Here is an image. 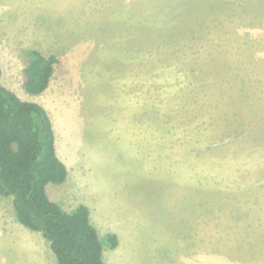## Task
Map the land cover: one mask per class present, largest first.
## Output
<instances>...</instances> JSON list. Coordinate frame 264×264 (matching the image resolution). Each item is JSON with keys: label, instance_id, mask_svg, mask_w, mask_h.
I'll use <instances>...</instances> for the list:
<instances>
[{"label": "rangeland", "instance_id": "374dc122", "mask_svg": "<svg viewBox=\"0 0 264 264\" xmlns=\"http://www.w3.org/2000/svg\"><path fill=\"white\" fill-rule=\"evenodd\" d=\"M28 49L58 58L39 95ZM0 68L52 119L50 200L130 242L106 264H264V0H0Z\"/></svg>", "mask_w": 264, "mask_h": 264}, {"label": "trees", "instance_id": "16d2710c", "mask_svg": "<svg viewBox=\"0 0 264 264\" xmlns=\"http://www.w3.org/2000/svg\"><path fill=\"white\" fill-rule=\"evenodd\" d=\"M23 86L45 92L58 58L23 52ZM0 68V79H1ZM68 168L57 153L53 122L40 104L22 101L0 82V195L12 196L17 221L50 242L58 264H106L104 248L115 249L118 236L100 237L87 205L66 211L50 200L47 187L67 181Z\"/></svg>", "mask_w": 264, "mask_h": 264}, {"label": "crops", "instance_id": "0c3cea01", "mask_svg": "<svg viewBox=\"0 0 264 264\" xmlns=\"http://www.w3.org/2000/svg\"><path fill=\"white\" fill-rule=\"evenodd\" d=\"M3 229V234H0V247L4 249L5 239L6 242L13 241L14 258H11L13 264H47V262L48 264H57L54 253L50 247V242L41 232L31 231L21 224H18L16 228L12 227L8 230L7 227L4 226ZM112 232L118 236V248L122 245H127L129 247L130 242L128 240L124 241L123 236L117 231ZM106 234H100L99 232L101 238ZM108 249L109 247L104 248L103 257H105Z\"/></svg>", "mask_w": 264, "mask_h": 264}]
</instances>
